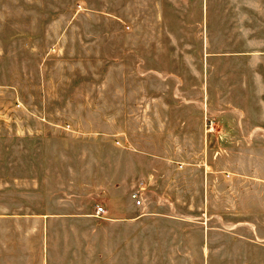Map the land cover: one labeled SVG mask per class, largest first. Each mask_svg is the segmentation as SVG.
Segmentation results:
<instances>
[{
    "label": "rangeland",
    "instance_id": "374dc122",
    "mask_svg": "<svg viewBox=\"0 0 264 264\" xmlns=\"http://www.w3.org/2000/svg\"><path fill=\"white\" fill-rule=\"evenodd\" d=\"M199 1L0 0V172L20 169L13 161L25 155L19 143L90 139L74 152L105 156L108 169L161 171L170 157L172 169L201 170L203 214L211 217L218 208L209 203L225 214L226 200L209 182L229 170L241 187L250 185L239 201L250 208L251 233L264 238V130L253 128L264 126V53L243 49L260 43L256 34L227 32V0H212L206 32ZM245 12L236 14L240 28ZM149 25L174 32L154 34L152 50L145 43L131 50L146 36L128 33ZM138 57L144 70L153 61L154 74L137 67L139 76L130 75ZM120 59L126 65L113 66L104 82L102 65ZM46 145L72 149L67 141ZM200 180L194 173L182 179L193 193L186 209L196 214Z\"/></svg>",
    "mask_w": 264,
    "mask_h": 264
},
{
    "label": "crops",
    "instance_id": "0c3cea01",
    "mask_svg": "<svg viewBox=\"0 0 264 264\" xmlns=\"http://www.w3.org/2000/svg\"><path fill=\"white\" fill-rule=\"evenodd\" d=\"M202 1L201 20L205 23L201 27L207 32L212 0ZM240 1L227 0V32L256 34L260 43L243 49L264 53V0H243L242 6ZM241 9L249 14L242 28L236 16ZM141 32L146 40L137 42L131 50L144 43L152 50L154 34L174 31L149 25L134 26L128 34ZM121 64L126 65V60L102 65L104 82L110 69ZM144 64L142 57L133 60L130 75L139 76L137 67L142 75L149 71L154 74L153 61L146 59V70ZM253 128L264 130L261 124ZM47 140L19 143L18 150L25 155H13V161L22 163L20 169L11 165L0 172V264H264V238L251 233L250 208L239 201L240 192L248 194L250 188L241 187L240 176L229 170L214 173L216 181L209 182V188L218 198L225 196L226 211L223 214L211 201L210 208L218 209L208 217L203 214L208 182L203 197L205 174L201 170L172 169L174 160L170 157L166 160L168 168L161 171L108 169L105 156L95 160L86 152H74L75 146L87 144L90 139ZM240 140L248 144L247 138ZM53 141H67L72 147L70 153L62 154L46 145ZM89 162L96 164L89 167ZM188 173L198 174L201 179L198 214L196 209L188 210L191 206L186 209L193 194L184 192L182 185ZM135 192L139 204L132 197ZM97 207L104 212L97 213ZM192 218L201 220L196 223ZM252 256L258 258L257 262Z\"/></svg>",
    "mask_w": 264,
    "mask_h": 264
},
{
    "label": "built area",
    "instance_id": "2783aa9c",
    "mask_svg": "<svg viewBox=\"0 0 264 264\" xmlns=\"http://www.w3.org/2000/svg\"><path fill=\"white\" fill-rule=\"evenodd\" d=\"M138 194L135 192V193H132V197L136 199V203L139 204L140 203V199L137 197ZM99 212H104L103 208L102 207H97V213Z\"/></svg>",
    "mask_w": 264,
    "mask_h": 264
}]
</instances>
